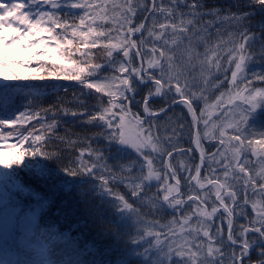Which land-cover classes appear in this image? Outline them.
I'll return each mask as SVG.
<instances>
[{"label": "snow or ice", "instance_id": "snow-or-ice-1", "mask_svg": "<svg viewBox=\"0 0 264 264\" xmlns=\"http://www.w3.org/2000/svg\"><path fill=\"white\" fill-rule=\"evenodd\" d=\"M254 5L264 11V0H252L250 6ZM65 9L79 10L78 22L69 23L61 17L59 13ZM137 9L149 13L145 19L151 21V27L144 22L133 26ZM220 12L218 8L205 10L202 0H147L145 6L133 4L132 0L112 4L98 0H0V141L12 136V132L4 133L5 127L23 126L40 115L29 111L30 104L20 110L19 100H27L32 93L22 96L23 88L10 82L45 79L41 72L46 70L45 64L50 57L52 67L57 69L50 73L51 76L59 77L64 73V79L79 81L89 90L82 95L92 96V90L102 94L97 96V104L91 111L86 107V101H78L83 108L79 115L87 114V123L100 127L102 131L98 135L105 137L109 150H115L111 165L104 150L89 146L79 151L74 166L59 167L62 154L49 150L48 144L50 134L57 127L55 120L47 126L41 124L39 134L33 130L16 144L0 146V264H251L252 251L260 258L257 264H264V130L250 131L257 118L264 115V88L249 87L252 81L244 76L245 87L231 94L226 104L223 95L209 104L202 92L197 96L192 91L195 85L189 84L176 60L182 44L189 61L198 58L200 54L192 49L193 41L202 42L205 37H210L221 22L240 24L239 40L229 39L224 44L214 45L212 57L205 52L202 61L203 67L212 63L214 58L215 67L221 59L218 51L231 44L226 55L228 63L235 64L232 72L235 84L237 74L245 71L249 59L248 45L264 39V22L257 25L261 29V35L257 36L248 31L250 25L242 23L254 15L253 12L226 16H220ZM208 16L213 19L205 20ZM110 24L116 27L113 29ZM57 29L60 30L58 34ZM113 32L117 35L114 36ZM42 33L49 35L44 37ZM147 44L152 47H145ZM21 48L27 50L30 58L15 55ZM93 49L106 50L112 75L102 74L105 65L90 63L94 58ZM77 55L81 57L80 61L73 59ZM33 61L38 68L32 74L19 71L17 66L28 67ZM253 79L264 82V75H256ZM149 83L155 91L150 89L144 98L146 113L149 112V98L170 95L173 103L185 104L193 122L199 124L193 105L204 101L200 111L204 131L201 134L197 128L195 139L196 147L200 148V164L192 169L184 168L189 174V182H195V191L202 190V193L188 195L187 200L180 198V179L173 164L161 163V171L176 177L174 184H169L166 176L154 166V160L160 162L165 155L171 160L172 152L163 148L150 122L145 127L146 121L130 112L129 95L135 94V85ZM104 96L108 98L107 107L103 106ZM216 108L220 113L209 111ZM71 115L78 113L73 111ZM129 116L141 129L135 138L124 134L125 120ZM202 135L209 140H218L221 146L211 154L219 171L212 170L211 176L203 178L204 182H201V167L205 164ZM11 148L16 151L8 153L6 149ZM133 155L134 160H128L126 164L122 162ZM85 156L87 161L83 159ZM249 156L257 157L259 171L250 170L256 165L250 163ZM25 171L27 181H22L19 173ZM125 172L129 175H121L119 182L129 181L133 197L140 198L144 189L151 188L156 182L158 194L162 193V199L156 201L160 207L166 205L174 210H187L192 204L196 205L191 214L173 221L180 225L179 240L171 225L164 226L168 228L166 234L153 231L160 225L141 219L139 209L124 195L114 191L112 184L117 182V173ZM133 172L139 174L132 176ZM73 189L77 196L75 202L69 206L64 201L57 208V214L73 221L62 233L66 240L78 244L82 235L78 232V213L81 211L92 221L99 219L103 222L106 214L116 217L111 221L117 226L115 230H100V236L111 240L112 244L104 246L102 251L100 244L94 245L99 259H64L58 254L55 232L50 226L44 231L37 223L42 210L45 213L51 210L54 196L60 190L69 192ZM250 195L259 199L250 201ZM249 203L254 218L247 226L239 225V231L234 235L233 214L237 208H246ZM225 215L227 242L223 223L216 226L215 234L211 231L214 218ZM40 218L46 222L43 216ZM52 223L58 224L59 221ZM137 224L145 226L135 228L133 235L128 229ZM73 231H77V236L71 235ZM33 241L40 242V246ZM88 250L89 246L84 245L82 251ZM33 251L36 255L31 254ZM113 252L116 259L107 258Z\"/></svg>", "mask_w": 264, "mask_h": 264}, {"label": "trees", "instance_id": "trees-1", "mask_svg": "<svg viewBox=\"0 0 264 264\" xmlns=\"http://www.w3.org/2000/svg\"><path fill=\"white\" fill-rule=\"evenodd\" d=\"M89 2H92V0H89ZM98 2H107L112 4L123 3L124 0H98ZM132 3L145 6L147 0H132ZM202 3L205 5V10H215L217 8L221 9L220 16L231 13L253 12L254 15L248 18L247 25H250L248 31L257 36L261 35V29L258 28L257 25L264 22V11H262L258 5L250 6L252 4V0H202ZM147 6L150 7V5ZM78 14H80V12L77 9H72L71 11L65 9L59 13V15L69 23L78 22ZM148 15V12H142L137 9V14L133 19V26L144 22ZM204 19L211 20L213 17L208 16ZM146 26L151 27L150 20H147ZM110 27L114 29L116 25L110 24ZM59 32L60 30L57 29V34ZM113 35L115 36L117 33L113 32ZM135 38L136 37H134V39ZM145 38H147V33H145ZM207 42L208 41L205 39L202 42L193 41L192 49L200 55L198 58L192 59L191 61H189L188 56L186 55L185 66L190 74L197 70L200 66ZM145 47L150 48L152 45L147 44ZM92 54L94 58L90 61V63L105 65V69L102 74L108 76L112 75L110 68H108L106 50L93 49ZM115 55L116 54L114 53V56ZM247 55L249 56V59L246 60L244 73L248 78H251L252 83L250 86L254 88L258 85L264 86V82L253 79L256 75H264V39H257L254 43L248 45ZM73 59L80 61L81 57L77 55L73 57ZM117 59H119V57H117ZM189 63L191 64L190 67L188 66ZM17 67L19 68V71L24 73L20 66ZM45 67L46 70L41 72V75L46 77L45 79L33 78L30 80H21L19 82H10L18 83L23 88L22 96L27 95L29 92L32 93V95L28 96L27 100H24L23 98L19 100L20 110H24V106L30 104L31 107L29 111L32 113L38 112L40 115L38 119L26 122L23 126L17 125L14 128L5 127L4 133L7 134V132H12V136L7 140L0 141V146L6 144H16L23 135H28V133L33 130H37L36 134H39L41 124L47 126L52 124L53 120H55L57 127L50 134L51 138L48 144L49 150L58 151L62 154L63 159L60 162L59 167L74 166L73 162L77 160L79 151L81 149H86L89 146L93 149L104 150L105 155L110 157L109 165H111L113 163L111 157L113 156L115 150H109V145L105 137L98 135L102 129L87 123V114L79 115V113L83 111V108L78 101H86V107L91 111L93 110V106L97 104V96L102 94H97L95 93V90H92V96L82 95V93H87L89 90L83 88L79 81L64 79V73H61L59 77L51 76L50 73L57 71V69L52 67L50 61L46 62ZM90 70L91 69H89V71ZM233 71H235V64H233L229 70L225 71L224 74L218 75L214 79L213 86L211 88L209 87L203 93V95L208 98L207 101H212L219 93L225 91L229 86H232ZM219 83L221 84L219 85ZM150 89L153 92L155 91L151 83L147 85H135V94L129 95V100L131 101L130 109L134 115L144 114L143 101L148 95ZM33 96L35 98H33ZM103 99V106L107 107V96H104ZM175 99L178 100L180 98L179 96H176ZM116 102L120 103L119 100ZM171 104H173V97L170 95H154L148 100V109L150 113L158 112L161 111V109H166ZM193 106L199 114V129L202 134L204 127L203 118L200 117V111L204 106V101L201 100L198 104H194ZM73 111L77 112L78 115L72 116L71 113ZM256 121H260L264 124V115L258 117ZM148 122L152 125V131L154 133H158L163 148L172 152L171 160L167 155L163 156L162 161L160 162L154 160L155 169L161 171V163L166 165L167 161L171 162L181 181V197L201 194L202 190L201 192L195 191V182H189V174L184 171V168L192 169L195 165L200 164V156L193 147L195 123L193 122L192 114L189 112L187 106L183 103H177L169 111L162 115L148 117L145 127H147ZM124 131L127 132L129 138H135L140 133L141 129L140 127H134L132 120L129 117H126ZM45 134L49 135L48 133ZM165 141H167V143H164ZM201 146L204 150L206 159L205 167L201 173V182H204L203 178L205 176H211L212 170L218 171V165L211 159V154L216 152L217 146L215 144H208V141L203 137V135L201 138ZM24 147H27V144H25ZM6 151L8 153H12L16 151V149H6ZM83 159L87 161L88 157L85 156ZM134 159L135 156L133 155L122 162L126 164L128 160ZM131 174H136V172ZM121 175L128 176L129 173H117V182L112 184L114 191L124 195L130 203L134 204V207L139 209L141 219L147 222H157L158 225H160L159 229H153V231L166 234L168 232V228L164 227L166 225H171L175 231L180 228L179 223H173V221L179 220L181 216L189 215V211L191 209H182L181 211L176 212L166 205L164 207H160L156 201L162 199V193L158 194V185L156 183L153 184L151 188L146 187L140 198L133 197L131 195V188L129 187V184L124 181L119 182ZM161 175H167L166 171H161ZM19 177L22 181H27V172H20ZM68 179L74 178L69 177ZM26 186L27 185L25 184V187ZM76 198L75 189L69 192L60 190L59 193L54 196V204L51 210L46 213L42 210L37 218V223L40 225L42 230L48 231L50 226L51 230L55 232L57 235L56 245L58 254L63 256L64 259H99L101 257L99 252L94 251V245L100 244L102 251L104 246L112 244L111 240L104 239L100 236V230L102 228H107L110 231L115 230L117 226L111 221H114L116 217L106 214L103 222L99 219L92 221L86 219L81 211L78 213L80 216V227L78 232L82 235L78 238V244L71 240H66L62 233L67 231L69 225L72 224L73 221L71 219L65 220L62 217V214H57V208L61 205V202L64 201L71 206L75 202ZM80 207L81 209L83 208L82 205ZM41 216L44 217L46 222L41 221ZM253 218L254 214L247 207L243 209L237 208L234 222V235L239 231V225L246 226L248 221ZM194 219L195 218H193V220ZM52 221H59V223L53 224ZM138 227V224L134 225V227L132 229H128V231L134 235L135 228ZM193 227H195V224H193ZM224 230L226 231L227 228L225 227ZM71 235L73 237L77 236V231H73ZM161 238H163V235ZM225 242H227V237H225ZM33 243L36 244L37 247L40 246V242L33 241ZM86 244L89 246V250L82 251L84 245ZM31 254L36 255L34 251ZM250 256L251 264L258 262L260 259L255 251H252ZM107 258L115 260V252L111 253ZM50 259L54 260L55 257L50 256Z\"/></svg>", "mask_w": 264, "mask_h": 264}, {"label": "rangeland", "instance_id": "rangeland-1", "mask_svg": "<svg viewBox=\"0 0 264 264\" xmlns=\"http://www.w3.org/2000/svg\"><path fill=\"white\" fill-rule=\"evenodd\" d=\"M43 7L47 8L46 5H44ZM231 14H233V13H231ZM235 14H240V13H235ZM226 15H230V14H225L223 16H226ZM247 22H248V20L247 21H243L242 23L247 25ZM241 30L242 29H241L240 24L232 23V22H221L218 25L217 29L212 32L210 37H205L204 38L205 40L208 41L207 44H206L205 52H207L209 57H212L211 49H213L214 45H216V44H224L229 39L239 40L240 39L239 32ZM41 35L44 36V37H47L49 34L48 33H42ZM185 43H187V42H185ZM231 47H232V45L228 44L226 47H223V48H221L218 51L217 54L219 56H221V59L219 60V63L216 64L215 67L213 66V64H215V59L214 58H213L212 63H209L206 66L202 67V61L204 60V56H203L201 64L198 67V69L190 74V72L186 69V66H185V59H186L187 53L184 52V45L183 44L181 45L180 50L176 53V60H177V63L181 65V71H183L185 76H187L189 84L190 85H192V84L195 85L194 87H192V91L196 92L197 96H199L201 94V92L204 93L209 87L211 88L213 86L214 79L218 75L224 74L225 71L229 70L231 68V66H233L234 63H232V64L228 63L227 55H226L228 49L231 48ZM15 55L17 57L24 58V59L30 58V55L27 53V50H25L23 48H21L19 51H16ZM181 55H183V60L182 61L180 60ZM47 61L51 62V58L49 57ZM65 63H69V62H65ZM20 67H21V70L24 73L30 75L35 70H37L38 65H37V63L35 61H33L31 66H28V67L20 66ZM244 76H246V74L244 72L238 73L236 84H232V86H229L225 91H222L221 93H219L212 101H207V102L209 104H212L216 100L217 97H221L223 95V99H224V102L226 104L227 101H228V98H229V96L231 94H234L236 91H239L240 89L245 87L246 81H244V79H243ZM248 79L251 80V78H248ZM220 84L221 83H219V85ZM248 86L251 87L250 85H248ZM255 88H264V86L258 85ZM209 111H212V112L217 113V114L220 113V109L219 108L209 109ZM221 118H223V117H221ZM213 119L216 120L217 116L214 115ZM199 126H200V122H199ZM261 130H264V124L261 123L260 121H255L253 128L250 129V131H254V132H259ZM203 131H204V128H203ZM203 131H202V133H203ZM124 134H125L126 137H128L127 132L124 131ZM204 138L208 141V144H215L217 146V149L221 147L219 145V143H218V140H209L207 137H204ZM243 158L244 157H242V159ZM247 159L250 161L251 164L256 165L255 169H251L250 168V170L259 171L260 162L258 161L257 157L256 156H249V157H247ZM218 171H219V169H218ZM138 174L139 173L131 174V175L135 176V175H138ZM165 176L168 179L169 184H174L175 183L172 180H170L169 176H167V175H165ZM124 182L129 184L128 180H124ZM155 183L156 182H153V184H155ZM192 205H193L192 209H194L196 207V205L195 204H192ZM192 209L189 211V214H191ZM175 211L178 212L180 210H175ZM38 217H39V215H38ZM144 226L145 225H139V227H144ZM159 228L160 227H155L154 229H159ZM176 232L178 233L176 239L179 240L180 239V236H179L180 228H178L176 230ZM161 239H163V238H161ZM189 239H191V238L189 237Z\"/></svg>", "mask_w": 264, "mask_h": 264}, {"label": "flooded vegetation", "instance_id": "flooded-vegetation-1", "mask_svg": "<svg viewBox=\"0 0 264 264\" xmlns=\"http://www.w3.org/2000/svg\"><path fill=\"white\" fill-rule=\"evenodd\" d=\"M194 147V146H193ZM202 147V146H201ZM195 148V147H194ZM210 149V148H209ZM173 181H175V180H173ZM181 182V181H180ZM250 191V190H249ZM181 199H183V200H187V197H180ZM252 199H259V197H256V198H253V197H251V195H250V200H252ZM249 204H251V203H249ZM249 204H248V206H247V208L253 213V211H252V209L249 207ZM193 206V205H192ZM192 209V208H191ZM173 210V209H172ZM182 210V209H181ZM180 210V211H181ZM210 210V209H209ZM173 211H175V210H173ZM221 211H223V210H221ZM254 214V213H253ZM255 215V214H254ZM217 217H219V213L217 214ZM235 217H236V211H235V213L233 214V217H232V219H233V233H234V229H235V227H234V222H235ZM224 224L225 225V227H226V224H227V216L225 215L223 218H214V222H213V224L211 225V231L213 232V234H215V228H216V226H219V225H221V224ZM248 225V224H247ZM246 225V226H247ZM225 227H224V229H225ZM223 229V235H224V237H227V230L225 231ZM250 255H251V253H250ZM253 264H257V262H254Z\"/></svg>", "mask_w": 264, "mask_h": 264}, {"label": "water", "instance_id": "water-1", "mask_svg": "<svg viewBox=\"0 0 264 264\" xmlns=\"http://www.w3.org/2000/svg\"><path fill=\"white\" fill-rule=\"evenodd\" d=\"M177 101H179V100H177ZM177 103H179V102H177ZM177 103H173L172 105H170L167 109H166V111H162V112H155V113H153V114H146L145 116H143V117H141L140 119H142V120H146V118L148 117V116H153V115H161V114H163V113H165V112H167V111H169L175 104H177ZM130 112H131V109H130ZM197 113V112H196ZM131 114L133 115V113L131 112ZM134 116V115H133ZM131 117V116H130ZM132 118V117H131ZM197 119L199 120V117H198V114H197ZM133 121H134V125L137 127L138 126V124L136 123V121L134 120V119H132ZM198 125L199 124H196V127H195V136H196V130H197V128H198ZM199 152V151H198ZM200 153V152H199ZM204 167V166H203ZM203 167H201V171H202V169H203ZM172 177V176H171ZM173 178V177H172ZM180 186H181V184H180ZM180 190H181V187H180ZM251 207V206H250Z\"/></svg>", "mask_w": 264, "mask_h": 264}]
</instances>
